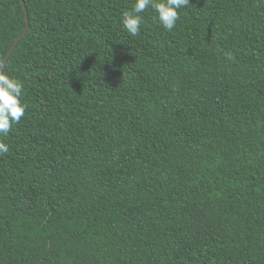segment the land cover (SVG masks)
I'll return each mask as SVG.
<instances>
[{"label":"trees","instance_id":"obj_1","mask_svg":"<svg viewBox=\"0 0 264 264\" xmlns=\"http://www.w3.org/2000/svg\"><path fill=\"white\" fill-rule=\"evenodd\" d=\"M22 3L0 264H264V0H0V62Z\"/></svg>","mask_w":264,"mask_h":264},{"label":"clouds","instance_id":"obj_2","mask_svg":"<svg viewBox=\"0 0 264 264\" xmlns=\"http://www.w3.org/2000/svg\"><path fill=\"white\" fill-rule=\"evenodd\" d=\"M190 0H134L131 10L122 14V26L127 33L135 37L140 33L142 13L151 8L166 31H172L180 19L178 9L187 7ZM3 62H0V69ZM24 85L0 70V135H7L13 124H18L24 116L26 107L21 102ZM9 151L8 145L0 142V156Z\"/></svg>","mask_w":264,"mask_h":264},{"label":"water","instance_id":"obj_3","mask_svg":"<svg viewBox=\"0 0 264 264\" xmlns=\"http://www.w3.org/2000/svg\"><path fill=\"white\" fill-rule=\"evenodd\" d=\"M22 7L24 9V15H25V21H26V28L24 30V32L16 39V41L13 43V45L11 46V48L9 49L7 55L5 56V58L3 59V66L7 60V58L9 57V55L11 54L12 50L14 49L15 45L18 43L19 39L25 34L27 28H28V24H27V13H26V10H25V7L23 6V3H22ZM3 69V68H2ZM0 69V70H2Z\"/></svg>","mask_w":264,"mask_h":264}]
</instances>
